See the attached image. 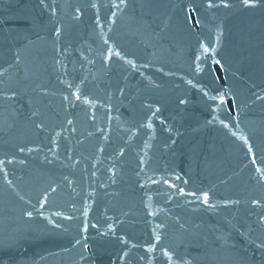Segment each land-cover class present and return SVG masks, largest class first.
<instances>
[{
  "label": "water",
  "instance_id": "95a60500",
  "mask_svg": "<svg viewBox=\"0 0 264 264\" xmlns=\"http://www.w3.org/2000/svg\"><path fill=\"white\" fill-rule=\"evenodd\" d=\"M0 264H264V0H0Z\"/></svg>",
  "mask_w": 264,
  "mask_h": 264
}]
</instances>
